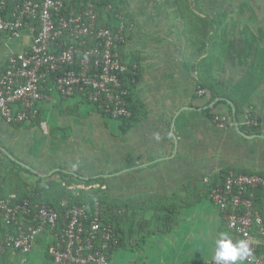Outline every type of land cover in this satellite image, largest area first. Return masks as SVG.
<instances>
[{"label": "built area", "instance_id": "obj_1", "mask_svg": "<svg viewBox=\"0 0 264 264\" xmlns=\"http://www.w3.org/2000/svg\"><path fill=\"white\" fill-rule=\"evenodd\" d=\"M100 1L80 0L79 9L72 6L66 11L65 0H24L17 11L6 16L0 11V32L20 39L28 31L30 38L25 49L11 53L0 70V117L5 122L21 125L38 117L48 99L45 88L61 98L85 94L113 120L130 115L127 90L121 83L128 67L119 53L128 29L122 21L114 25L115 30L100 24ZM3 5L1 2L0 10ZM204 93L199 87L198 94ZM212 122L220 129L232 125L220 112L213 114ZM244 123L256 125V117L247 114ZM202 183L210 185L209 200L222 213L227 227L247 243L251 254L246 262L264 264V253L255 240V234L264 238V198L261 209L255 204L258 190L264 192V175L215 167L202 177ZM12 198L0 199V217L6 225H13L12 231L0 233V257L20 254L24 261L48 226L54 232L47 249L53 264H112L119 239L116 224L105 218L98 201L92 211L84 204L70 206L65 201L58 210L48 203H13ZM19 213L32 218L23 216L21 220L27 223L18 222ZM204 264L232 261L213 257Z\"/></svg>", "mask_w": 264, "mask_h": 264}, {"label": "crops", "instance_id": "obj_2", "mask_svg": "<svg viewBox=\"0 0 264 264\" xmlns=\"http://www.w3.org/2000/svg\"><path fill=\"white\" fill-rule=\"evenodd\" d=\"M129 32L130 31H127V36H129ZM211 34H213V31L210 32V35ZM179 37L181 36L177 35V37H174L170 44H172L173 47L176 46V49L179 45L181 46V50H183L186 41L185 39H179ZM29 39L28 31H24V35L20 39H12L8 34L1 33L0 70L5 67L8 56L11 53L25 49ZM125 43L126 41L120 47L122 51ZM205 47L207 46H204L203 43H199L195 51L197 57V60H195L196 69L194 66L195 73H200V75L204 77L208 76V70H211L213 74L214 72H220L218 65L221 63L220 59L222 56L220 53L223 50L222 47H220L218 48L219 52L216 51L217 53L208 55V52L203 50ZM179 54L183 56L184 53L181 51ZM127 55L129 58L131 56L138 58L139 64L136 66L139 67L141 71V78L137 82V93L139 98L144 102L143 94L138 87V84L143 82L142 78L145 77L143 69L141 68L143 58L137 52L132 51L128 52ZM207 56L210 59L208 61ZM175 64L177 65L176 70L178 71V75L175 74L177 77L174 78L176 79L175 84L176 87H180L181 84H178L179 82H177V79H182V82H184L185 79L186 81H190L191 73L187 70V61L179 63L177 60ZM222 75L225 74L222 73ZM196 77L198 78V76ZM218 78L219 75L214 74L211 76V79L215 80V83L211 81V79L207 82V84L216 87V91L220 87ZM241 78L242 76H239V80ZM198 80L201 83L200 79ZM237 82L238 81L234 80V76L231 77V82L227 81L226 84H222V90H220V92L226 93L225 95L230 96L231 99L241 104V99H239L235 93L236 89L234 88V91L230 92V89L234 87ZM196 84L199 85L198 82H196ZM204 89V98L202 97L203 95H193L189 98V94L183 92L184 94L179 100H177L175 95L181 91L176 90L169 101L170 105L175 108L164 114V116H167L165 125L167 130L169 129L168 134L167 132L161 133L158 134L157 137H153V135L151 136L150 134L142 138L145 139V141H140V143L130 146L132 150H135V153H126L125 156L120 154L118 174L122 182L126 180L137 182L139 179L145 180L144 182H156L162 179V176L165 174L167 176L171 174V179L169 184L166 185V188L162 185L161 190L155 189L154 191H148L147 194L149 196L146 194V196H144L145 200H143L139 194L133 193L137 191L138 188L132 187V184L128 185L131 182L120 188L125 192V200L120 201V203H124L125 205L124 230L127 233L131 232V235L127 237L126 243H120L115 250L112 258L113 264H204L207 259L215 256L217 248L219 247L218 241L230 240L233 245H237L241 241L240 237L227 227L222 213L211 203L209 197H207L205 188L204 192L201 193L204 195V198H201V200L197 199L198 195L195 194V202L191 203L188 200L190 199V197H188V188L189 184L192 183V178L205 170V160L203 158L188 157V150H191L190 141H192L191 137H193V134H190L189 141L187 132V126L189 123L192 124L189 120L190 117L195 116L201 111L202 108L200 107L204 104L205 98L209 95V90L206 88ZM45 92L48 95V99H45L42 103L38 117L21 125L7 123L0 117V198L5 196H7L6 198L11 196L15 198L18 197L21 189L20 179L17 176L18 172L20 173V177L22 179L24 178V182L29 186L31 192L33 191L37 195H43V192L39 194L36 192L40 190L36 184L38 179L36 178L37 176L39 178H44L43 183H45V179L50 178L49 180H53L58 177V175L54 174L56 171H64L74 176L79 173L83 178L103 177L110 174L104 172H97L93 175L86 174L84 170L74 166L72 158L69 163H65L64 160H62L63 149L59 142L60 139H57V135H60L62 131L60 128L64 118V107L70 104L76 107L79 105L80 112L84 114L92 110L87 112L82 110V108H85V103L88 100L81 94H76L68 98H61L57 92L53 90L45 88ZM253 94L252 92L248 100H244L242 107L244 114L239 116V122L232 119V116L228 114L226 105L220 104L217 107V109L224 112L232 122V125L225 129V131H228L229 135L232 136V139H234L235 134V136L248 142L255 141V139L264 140V119L259 111V102L252 99ZM184 96L187 97L184 98ZM165 97H167V95ZM222 98L223 97H220V99ZM217 99L218 98L215 100ZM227 102L230 103L231 100L228 99ZM144 105L145 108H147L146 102H144ZM75 111L77 112V110ZM250 111L255 112L256 116L261 118V124L256 133H248L240 130L241 125L250 127L244 123V117ZM145 112L146 118L147 111ZM144 119L138 123L143 122ZM41 122H44L46 126L43 127ZM64 123L67 122L64 120ZM195 125H197V123H194V126ZM40 126L45 133H43ZM130 129L123 131L119 123V131L121 134L126 135ZM46 130L49 132L46 133ZM157 138L162 140L161 143L159 142L156 144ZM171 138H173V140ZM175 138L178 139V146H174ZM174 148L177 150L175 154L177 158H174L175 155H172ZM231 150H234L233 146H231ZM247 159L246 157H236V163L234 162V158H231L230 162L236 164L239 168L254 167V164L250 165L252 163L247 164L249 162ZM15 166L20 170H13L16 169ZM215 167L220 166L215 165ZM9 168L12 169L9 170ZM257 169L263 170L260 172H264V165L259 166ZM176 174L182 175L178 177ZM205 174H203V176ZM180 178H183L184 182H181V180H179ZM66 179L70 178L66 177ZM201 185L204 186L203 183ZM144 186L145 184H140V189H143ZM192 186L198 187L195 183H192ZM17 187L19 189H15ZM158 191L165 193L166 196L172 198L173 201L164 205L165 208L163 206L161 209L163 214L157 217V215H154L155 210L150 206L149 202H151L150 199L153 198L154 194L156 195ZM50 192L51 191H47L45 194L49 195ZM197 203L200 204L196 206ZM20 222L24 223L23 220ZM5 228L6 230L7 228L8 230L11 229L0 217V232ZM48 229L45 228L37 237L31 252L26 255L24 261H21L22 256L20 254L13 256L6 254L0 257V264H53L47 249L54 239V232ZM255 240L258 243V250L264 253V238L255 234ZM235 264L249 263L246 262L244 258L243 261L237 260Z\"/></svg>", "mask_w": 264, "mask_h": 264}, {"label": "rangeland", "instance_id": "obj_3", "mask_svg": "<svg viewBox=\"0 0 264 264\" xmlns=\"http://www.w3.org/2000/svg\"><path fill=\"white\" fill-rule=\"evenodd\" d=\"M211 10L222 14L224 17L223 25L216 28L217 32L213 31L211 35L209 32V37L214 41L203 48L204 51L208 52V55L219 52L218 48L222 47L223 49L224 44L235 37L244 38L247 36L251 44L248 54L239 57V61L237 59L230 61L228 55L220 53L222 56L220 59L221 63L218 65L220 72H214V74L219 75L218 83L220 87L217 91L222 94L220 92L222 84H226L227 81L231 82V77L233 76L234 80L238 82L239 76H245L244 80L246 81L249 76L245 74L248 62L257 55L261 56L264 54L260 50H264V0H124L123 3L119 4V9L110 18L112 19L111 24L116 25L122 21L128 31H130L129 36H127V31L125 35L126 43L123 47V58L125 61H128L127 54L131 51L137 52L143 58L141 68L145 77L142 78L143 82H140L138 87L147 105V115L143 122L137 123L126 135H123L119 131V120H113L102 114L89 100L85 103V108H82V110L86 112L92 111L85 114L80 112L79 105L76 107L70 104L64 107V118L60 128L62 131L60 135H57V139H60L59 142L63 149L62 160L65 163H69L72 158L74 166L84 170L86 174L110 173L107 176H103L102 181L92 185L93 190H90L89 193L95 192L96 196L100 198L114 199L118 202L124 201L125 192L120 188L131 182L128 185L132 184V187L138 188L133 193L139 194L145 200L144 196H146L148 191L161 190L162 185L166 188V185L169 184L171 174L169 176L165 174L162 179L156 182H144L145 180L143 179H139L137 182L120 181L118 174L120 154L125 156L126 153H135V150H132L130 146L140 143V141H145L142 138L150 134L153 137L165 132L168 134L169 129L167 130L165 125L167 116H164V114L174 110L175 107H172L169 101L176 90L181 91L175 95L177 100L182 98L183 92L188 93L189 98L193 95L201 96L198 94L199 85L196 82L200 79L201 83H207L214 74L211 70H208L209 73L206 77L200 75V73H195L194 66L196 69L195 60H197L195 51L199 43L204 45V42H209L205 36V30L201 29L202 23L199 18L212 12ZM243 31L245 32L244 37ZM177 35L181 36L179 39H185L186 41L183 50H181L179 45L176 49V46L173 47L170 44L171 40ZM181 51L184 53L183 56L179 54ZM177 60L179 63L187 61V70L191 73L190 81L185 79L182 82V79H177L178 84H181L180 87H176V79H174L177 77L175 74L178 75L177 65L175 64ZM208 60L210 59L208 58ZM257 69L258 67L254 65V72L257 74L254 79L250 80L252 84L251 93H254L252 99L259 102V111L264 119V76L261 79V71ZM222 73L225 75H222ZM259 78L261 81L254 89L253 80L258 81ZM211 81L215 83V80L211 79ZM232 91H234V87L230 89V92ZM166 95L167 97H165ZM186 97L184 96V98ZM64 120L67 123H64ZM189 120L192 122V124L189 123L187 126L189 141L190 134H193V137H191V150H188V157H200L205 160V170L191 180L198 187H193L192 183L189 184L188 197L190 199L188 200L191 203L195 202L196 195H198L200 200L204 198V195L201 194L205 188L201 185L202 177L203 174L209 173L215 165L238 171H263L257 168L264 165V140L255 139V141L248 142L235 136V134L234 139H232L228 131L217 128L212 120L207 118L206 114L201 111L190 117ZM194 123H197V125L194 126ZM47 130L46 133L49 132ZM42 131L45 133L43 129ZM171 139L173 140V138ZM161 141L160 138H157L156 144L161 143ZM178 144V139L175 138L174 146H178ZM231 146L234 147L233 151ZM176 152L177 150L174 148L172 155H175ZM236 157L248 158L249 162L247 163L246 161V163H252L250 165L254 164V167L239 168L236 164L230 162V159L234 158L236 163ZM174 158H177V155ZM11 169L9 168V170ZM13 170L20 169L16 168ZM181 175L177 176L180 177ZM179 180L184 182L183 178ZM140 184H145L146 187L144 186L143 189H140ZM67 185L69 186L66 190L68 191L69 189L70 192H65L60 197L65 202L68 200V197H66L68 193L78 195L81 187L85 190L90 188V186L84 187L83 184L79 185L77 182L71 181L66 183L65 187ZM52 187L53 185L47 188L50 189ZM56 188L60 189L58 185ZM42 192L44 196L46 191L43 190ZM147 196L149 195L147 194ZM56 197H58V192L52 188L50 198L54 199ZM150 200L149 204L155 210L154 215H157V217L163 214L161 211L163 206L173 201L172 198L167 197L165 193L160 191L156 195L154 194V197ZM199 204L197 203L196 206Z\"/></svg>", "mask_w": 264, "mask_h": 264}, {"label": "trees", "instance_id": "obj_4", "mask_svg": "<svg viewBox=\"0 0 264 264\" xmlns=\"http://www.w3.org/2000/svg\"><path fill=\"white\" fill-rule=\"evenodd\" d=\"M124 0H101L98 3V12H99V23L110 27L111 29L115 30L116 27L114 25L111 24V20L110 18L113 17V13L115 11H117L119 9V4L123 3ZM1 2H3V7L0 10L1 14L3 16H6L9 13H12L14 11H17L19 9V7L22 5V3L24 2V0H0V4ZM65 9L66 11H68L72 6L73 7H77L78 9L81 7V2L80 0H65ZM212 12L207 13L206 15L200 16V20H201V29L205 30V36L207 37V39L209 40V42H204V46H209V43H213V39H211V37H209V32L211 31H217L216 28L219 27L220 25H223V15L222 14H218L216 12H213V10H211ZM29 24L34 26L35 28L37 27V23L33 20H29ZM226 26V25H224ZM1 33H5V32H0ZM245 36V32H242ZM7 35V33H5ZM237 34V33H235ZM123 45V42L121 43L120 47ZM225 45H227V47H225ZM215 46V45H212ZM249 46H251L250 42H249V38L246 36L244 38L242 37H235L234 39H229V41H227V43L224 44V48L221 51V53H223L224 55H228V59L230 61H232L233 59H237L239 61V57H243L246 56L248 54L249 51ZM261 53L264 52L263 49H260ZM119 53L122 55L123 51L119 48ZM264 55V54H263ZM263 55L259 56L257 55L256 57H254V59H251L248 62V65L246 67V71L245 74L249 75L248 79L245 81V76H243L239 82H237L234 86L235 93L238 96L239 99H241L242 102H240L241 104H239V102L233 100L230 98V96L225 95L226 93H218L216 91V87H214L213 85L207 84V83H200L199 81H197L199 83V87L201 88H206L209 90V95L205 98L204 100V104L200 107L201 112L205 113L207 118L212 120V116L213 114H215L216 112H220V113H224L220 110L217 109V107L220 104H224L226 105V108L228 110V114L230 116H232V119H235L236 121L239 122L240 117L244 114V111L242 109L243 104H244V100H248V98L250 97L251 90H252V84H251V79H254V77L256 76V72H254V65H256L258 67L257 70H260V75H261V79L262 76H264L263 71H264V58ZM123 56V55H122ZM78 58H80V55L77 56ZM247 63V62H246ZM138 58H134V56H131L130 58L128 57V61H127V70L125 71V73L122 75V79H121V83H122V87L124 89L127 90V94L125 96L126 102H127V109L130 112L129 116H123L119 119V123H120V127L123 131H126L130 128H132L136 123H138L139 121H141L142 119L145 118V114H146V108L144 105V102L139 98L138 93H137V82L140 80L141 78V71L139 69L138 66ZM137 65V66H136ZM247 77V76H246ZM254 81V89L259 85V81L260 78L258 79V81L253 80ZM252 81V82H253ZM264 81V80H263ZM83 95V97H85L87 99V97L85 96V94H81ZM202 96V95H201ZM203 98L205 97V95L203 94L202 96ZM220 97H223L222 99H220ZM216 98H218L217 100H215ZM228 99L231 100L230 103H228ZM88 100V99H87ZM95 106V105H94ZM102 114H103V110L101 108H98V106H95ZM247 114V113H246ZM249 116L251 117H256L257 120V124L256 126L250 125V127H245V126H240V130L242 131H246L248 133H256L258 132V129L260 127L261 124V118L257 117L255 112H248ZM248 126V125H247ZM236 170V169H235ZM238 171V170H236ZM242 172H249V171H242ZM262 175H264V172H258ZM55 175H58V177L56 179L53 180H49L45 179V183H43L44 178H39L37 176V187L38 189L40 188V190H37L36 192H38V194L41 192V190L43 191H51V189L53 188L54 191L58 192V197L51 199L50 195H37L35 192H31L29 186L26 184V182H24V178L22 179L20 177V173L18 172L17 176L20 179V192L18 197H14L11 200L13 201V203H21L24 200H28L29 203L34 206L36 204H43L45 202H47L48 204H50L51 206L55 207L56 209L60 210L63 209V207L61 206L62 203V199L60 198L62 195H64L65 192H70L69 189L68 191L66 190V188L69 186L67 185L65 187V184L68 182H77V184H83L84 187H88L90 186V188L88 190H85L84 188L81 187L80 189V193H78V195H72L70 193H68V195H66V197H68L67 200V204L68 205H86L89 210H93L94 208V203L96 201H98L100 203L101 209L104 211V215L105 218L108 221H111L113 223L116 224V236L119 238L118 239V246L120 243L124 242L126 243L127 241V237L129 235H131V232H126L124 229V225L123 222L125 221V205L124 203H120L114 199H105V198H100L96 196V193H89L90 190H93L92 185H94L95 183H99L100 181H102V176H98V177H89V178H83L82 175H80L79 173L74 175L68 174L64 171H58L56 173H54ZM54 177V176H53ZM66 177L70 178V179H66ZM73 178V179H71ZM53 185L52 188L48 189L47 187ZM59 186L60 189H57L56 186ZM62 187H61V186ZM205 187V192L207 197L208 196V191L210 189V185H204ZM95 188V187H94ZM15 189H19L18 187ZM25 189V190H24ZM22 191V192H21ZM43 196V197H42ZM7 196L0 198V199H4ZM263 198H264V192H261L258 190V192L256 193V197H255V204L256 207L261 209L262 204H263ZM197 199H199L197 197ZM165 208V206H164ZM35 211V209H32V215L33 212ZM31 216H27L24 215L23 213H19L18 215V222L21 221V217L25 216L26 219L28 220L29 218H32ZM24 221V220H23ZM24 223H27V221L25 220ZM8 227H11L10 230H6L3 229L2 232L0 233H4L6 231H12L13 229V225H8ZM45 228H49L50 227H45ZM48 229V230H49ZM45 230V229H44ZM56 231H58L57 228H55ZM43 231V230H42Z\"/></svg>", "mask_w": 264, "mask_h": 264}, {"label": "clouds", "instance_id": "obj_5", "mask_svg": "<svg viewBox=\"0 0 264 264\" xmlns=\"http://www.w3.org/2000/svg\"><path fill=\"white\" fill-rule=\"evenodd\" d=\"M217 243L219 247L215 254L216 261H232L235 264L237 260L243 261L246 256L251 254L244 241H240L237 245H233L230 240H220Z\"/></svg>", "mask_w": 264, "mask_h": 264}]
</instances>
